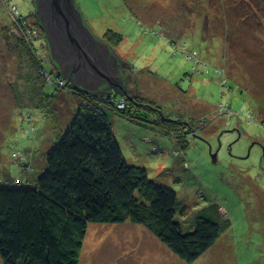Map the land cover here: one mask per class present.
<instances>
[{"label":"rangeland","instance_id":"obj_1","mask_svg":"<svg viewBox=\"0 0 264 264\" xmlns=\"http://www.w3.org/2000/svg\"><path fill=\"white\" fill-rule=\"evenodd\" d=\"M33 1L0 0V184L26 180L20 162L29 165V179L40 173L44 154L77 108L92 103L85 100L89 92L74 84L66 89L67 81L60 91L49 85L57 71L37 30ZM76 2L96 37L104 40L110 30L123 38L115 53L125 65L127 96L120 103L113 91L116 104L89 95L98 109L127 107L126 114H107L124 160L176 192L184 232L206 207L219 208L230 223L193 263L142 225L89 224L79 264H264V0ZM24 37L34 39L47 72L40 86L54 95L43 100L51 102L44 112L24 101L36 90L23 79L30 73L19 50ZM184 43L197 52L195 60H186ZM65 77L58 72L59 80ZM166 124L176 129L172 137Z\"/></svg>","mask_w":264,"mask_h":264},{"label":"trees","instance_id":"obj_2","mask_svg":"<svg viewBox=\"0 0 264 264\" xmlns=\"http://www.w3.org/2000/svg\"><path fill=\"white\" fill-rule=\"evenodd\" d=\"M33 4L37 30L47 45L45 32L36 16V0ZM76 8L79 10L77 3ZM178 38L169 40L176 43ZM122 40L121 35L109 30L105 39L100 41L117 57L115 47ZM33 43L34 39L29 42L24 37L19 44L30 72L29 78L27 72L23 79L28 87L31 86L30 91L36 89L30 92L34 93L33 97L24 101L30 104V108L44 112L43 109L51 102L44 106L43 100L54 95H47L42 88L44 85L39 82V78L47 72L36 56ZM180 49L187 61L195 60L197 52L191 50L189 44L184 43ZM117 59L124 72L125 65ZM48 60L57 71L56 78L50 76L49 85L60 91L59 83L69 82L65 88L71 89V78L58 79L59 68L50 52ZM121 74L125 82L122 92H116L119 102H122L128 89L127 76L125 72ZM112 93L113 90L106 87L100 89V94L105 97L101 98L102 101L117 104L116 97H111ZM86 95L91 100L89 97L85 100L92 101L91 105L81 104L77 108L70 125L44 154L42 171L29 179V165L20 162L17 164L23 167L26 180L16 178L15 182L22 180L19 185L15 182L0 184V257L3 264H79L89 224L116 225L126 222L144 226L185 263L195 262L216 243L230 226L229 221L220 218L219 208L206 207L195 213L192 229L184 232L176 219L178 213L184 212L179 207L176 192L158 185L143 167L128 164L121 155L120 144L107 114L108 111L126 114L127 107L122 111L105 104L98 109L89 93ZM47 112L45 109V116ZM173 128L171 124L165 127L171 137L176 131H171ZM185 144L186 141H182L181 147Z\"/></svg>","mask_w":264,"mask_h":264},{"label":"water","instance_id":"obj_3","mask_svg":"<svg viewBox=\"0 0 264 264\" xmlns=\"http://www.w3.org/2000/svg\"><path fill=\"white\" fill-rule=\"evenodd\" d=\"M76 3L36 0V16L58 72L71 78L76 88L92 94L100 96L102 85L107 90L122 92L125 81L117 57L86 26Z\"/></svg>","mask_w":264,"mask_h":264},{"label":"flooded vegetation","instance_id":"obj_4","mask_svg":"<svg viewBox=\"0 0 264 264\" xmlns=\"http://www.w3.org/2000/svg\"><path fill=\"white\" fill-rule=\"evenodd\" d=\"M121 69H122V68L120 67V71L122 72ZM121 72H120V73H121ZM105 87H106V86L102 85V86H100L99 88L103 90V88H105Z\"/></svg>","mask_w":264,"mask_h":264},{"label":"built area","instance_id":"obj_5","mask_svg":"<svg viewBox=\"0 0 264 264\" xmlns=\"http://www.w3.org/2000/svg\"><path fill=\"white\" fill-rule=\"evenodd\" d=\"M36 31V30H35ZM61 84H63V83H61ZM120 103H122V102H120ZM17 185H19L20 183L19 182H15Z\"/></svg>","mask_w":264,"mask_h":264},{"label":"clouds","instance_id":"obj_6","mask_svg":"<svg viewBox=\"0 0 264 264\" xmlns=\"http://www.w3.org/2000/svg\"><path fill=\"white\" fill-rule=\"evenodd\" d=\"M62 83H64V82H62ZM73 83V82H72ZM90 93V92H89Z\"/></svg>","mask_w":264,"mask_h":264}]
</instances>
